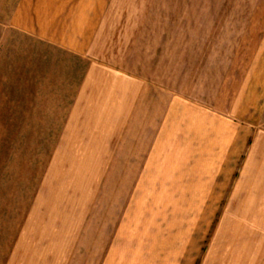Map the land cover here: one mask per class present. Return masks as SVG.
Here are the masks:
<instances>
[{"label": "rangeland", "instance_id": "1", "mask_svg": "<svg viewBox=\"0 0 264 264\" xmlns=\"http://www.w3.org/2000/svg\"><path fill=\"white\" fill-rule=\"evenodd\" d=\"M103 5L97 47L135 79L130 122L112 111L127 82L113 70L73 110L95 57L25 31L0 52V264L32 238L46 264H264L255 177L241 178L246 138L264 130V0ZM160 87L216 117L185 108L183 134L153 161Z\"/></svg>", "mask_w": 264, "mask_h": 264}, {"label": "crops", "instance_id": "2", "mask_svg": "<svg viewBox=\"0 0 264 264\" xmlns=\"http://www.w3.org/2000/svg\"><path fill=\"white\" fill-rule=\"evenodd\" d=\"M0 0V52L3 53L8 47L7 38L12 40L18 37L21 32L25 31L33 36L44 40L49 48L56 46L60 52L74 53L75 57L87 58L95 57L85 68L82 75V83L79 85L77 93V103L73 110H78L85 105L87 100L89 85L97 79H101L104 71L113 70L107 67L106 63L110 60L103 59V51L98 50L97 32L99 30V21L104 9V0ZM15 39V44L18 40ZM17 41V42H16ZM6 43V44H5ZM53 45V46H52ZM10 46V45H9ZM54 49V48H53ZM96 50V51H95ZM66 52V53H65ZM101 59V60H100ZM116 73L113 79H116L115 85L120 86V79H126V88H116L115 97H122L119 103L113 102L115 106L112 111L114 113L127 112V118L130 122V113L135 108L136 92L134 90V78L130 75L120 77V72L113 70ZM134 84V85H133ZM155 90V89H154ZM163 94L161 96V103L164 105L160 111H163L157 121L147 124L149 129L153 131L150 140L149 151L152 153L150 157L153 161L157 158L155 153H160L164 150L165 142L169 144V138H173L177 142L176 136L178 132L183 134L184 127V109H191L193 117L195 114L199 118H207L208 123H213L212 120L216 117L215 111H212L206 105L193 103L191 105H184L182 95H171L166 98L167 92L163 88H159ZM247 90V85H246ZM247 92L245 95L238 97L237 105L244 104L241 113L245 115L252 109V104L249 105L247 99ZM253 97V96H252ZM258 97V96H256ZM264 97V93H263ZM169 101L171 104H169ZM253 103L255 101L253 100ZM116 104V105H115ZM162 106V105H160ZM257 106V105H255ZM170 107V110H169ZM260 108V107H259ZM255 108L256 111L259 109ZM253 110V109H252ZM72 111V109H71ZM162 113V112H160ZM156 120V118H154ZM170 119V121H169ZM152 118L150 117V121ZM229 120V119H228ZM146 125V124H145ZM209 134V129L207 126ZM181 131V132H180ZM200 134L199 132H197ZM205 134V133H204ZM215 126H212L211 136H215ZM246 138L243 151L245 153V165L241 171V178L255 177L256 185L252 191L256 192V215L262 216V223H264V130H254L251 133L250 142ZM182 141V140H181ZM250 143V144H249ZM245 175V176H244ZM252 179V178H251ZM251 181V180H250ZM40 239L39 233L35 234ZM33 239L21 244L18 252L13 254L12 259L6 257L4 264H46L49 254L44 252L41 254V245L45 242H33ZM48 239V238H44Z\"/></svg>", "mask_w": 264, "mask_h": 264}]
</instances>
